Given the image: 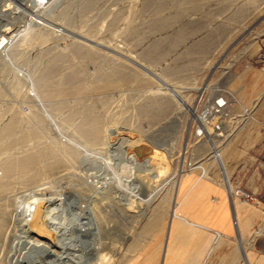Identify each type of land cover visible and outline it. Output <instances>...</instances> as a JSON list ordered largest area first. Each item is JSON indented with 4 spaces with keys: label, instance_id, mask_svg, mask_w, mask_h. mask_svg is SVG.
<instances>
[{
    "label": "rangeland",
    "instance_id": "1",
    "mask_svg": "<svg viewBox=\"0 0 264 264\" xmlns=\"http://www.w3.org/2000/svg\"><path fill=\"white\" fill-rule=\"evenodd\" d=\"M43 1L49 5L47 16L36 18L35 27L28 24L31 31L25 36L18 34L25 29L27 17L13 14V8L4 12L8 18L1 22L10 32L9 38L6 34L0 38L10 44L5 57L0 52V73L14 77L0 76V103L24 101L33 106L32 96L37 93L38 108L30 110L33 121L40 122L41 111L47 112L52 126L27 122L24 128L26 123L19 118L9 125L0 123V152L11 153H0V178L20 180L8 186L6 178L0 179V264H14L11 245L20 233L12 214L17 201L29 200L22 198L29 192L20 189L45 180L85 186L78 192L85 199L93 197L91 206L107 237L99 264H125L145 243L153 222L173 216L186 177L197 175L224 185L227 151L218 163L211 161L215 140L197 135L202 125L196 117L213 110L214 116L210 114L204 126L214 127L215 134H230L228 150L234 141L242 150L247 139L264 138V92L248 100L246 108L233 92L242 73H260L261 85L256 80L255 88L264 89V0ZM4 4L8 1L0 0V9ZM17 73H28L26 80L36 84L28 86L29 98ZM164 82L178 91L183 104ZM221 99L226 105L215 108ZM3 114L0 111V117ZM62 135L88 144H83L88 156L95 157L92 154L98 150L106 153L117 167L113 144L121 137L141 142L130 147L129 154L156 148L166 154V160L156 164L158 180L138 177L145 185L139 198L110 181L104 190H96L95 181H88L95 171L91 159L84 165L82 150L62 147L60 142L52 145ZM11 139L17 142L9 143ZM46 147L53 149L48 152L52 156L44 153ZM30 153L36 160L29 166L25 156ZM110 173L112 169L106 170L109 177Z\"/></svg>",
    "mask_w": 264,
    "mask_h": 264
},
{
    "label": "bare ground",
    "instance_id": "2",
    "mask_svg": "<svg viewBox=\"0 0 264 264\" xmlns=\"http://www.w3.org/2000/svg\"><path fill=\"white\" fill-rule=\"evenodd\" d=\"M6 1H8V4L6 5L4 4L5 5L4 8L2 7L3 9H0L1 15H3L2 13H4L5 11H8L10 8H13L12 9L14 10L13 14L18 15L20 13L27 17L23 25L25 26L26 30H27L28 24L32 25L31 28L39 25V23L37 22L38 20L36 18L41 19L47 16L45 12L49 5L47 6L46 2L43 0H6ZM11 17H14V16H11ZM6 25L7 24H2L0 26V29H3ZM31 28L27 30L26 32H24L25 29L22 30L20 34L18 35H20V37L25 36L27 33L31 31ZM7 44L9 45L10 42H7L5 38L1 37L0 38V52H2L1 54L2 57H5L6 56L5 54L8 53L6 52L8 49ZM15 76L17 77V79H24L25 86L27 87V89L29 88L28 86H30L31 83L26 80L28 77H30L28 73H17L15 74ZM163 84L164 86H166L165 88L168 89L170 92L171 91L174 92V95L176 96V98H178L180 103L182 104L184 103L182 101L183 97L179 95L178 91H176L173 86H171L167 82H164ZM34 85L36 86L35 83H33V85L31 86H34ZM34 90L37 91L36 87L34 88ZM36 97L39 98V95H37V93H33V96H32L33 101L32 100L31 101H32V104L38 108L37 101L39 100H37ZM223 104L226 105V103H224V99H221L219 101V104L218 103L215 104V108L219 107L220 109L221 105ZM222 107L224 108V106ZM31 108L29 106L28 109L31 110ZM40 111H41V108H40ZM192 112H193V109H192ZM41 113H42L43 119L40 120V122H44L48 127L52 126L49 123L50 121L46 120L47 118H49V114L47 112L44 113L42 111ZM20 114L21 113H19L18 111L14 113L13 120L15 121L18 118V115ZM31 114L32 113H29L28 115H31ZM210 114L213 115V110L207 109L204 112L203 116L196 117V119L202 125L201 127L202 134L203 135L206 134L207 137L209 138L212 136L213 139L215 140L214 142L212 139L214 144H213V147L210 153L211 154L210 159L215 164V163H218V161L222 158L223 154L228 150L230 146V142H231V136L228 133H218V134L216 133L215 134L214 131L212 130L214 127H212L211 129L210 125L204 126L205 124H207L205 122L208 118H210L209 117ZM24 122H26V120H24ZM40 122H36L37 127L42 125V123ZM117 132L118 131H116V133ZM51 136L56 138L55 133H53V135ZM218 138H223V139L219 140ZM12 141L17 142L16 139L15 141L11 139L8 142L12 143ZM56 142H60L62 147L64 146L67 148L68 146H70L69 148H76L79 151L82 150L80 151V153L89 152V150L86 149L87 150L86 151L84 148V145H88V144H85L84 142H80V141L79 143L77 140L72 139V138H68L65 136L57 137V139H55L52 145H54ZM108 143L109 142H107V144ZM140 144L141 142H136V141L132 142L131 139L123 138V137L119 138L118 142L113 144V149L116 153L115 155H117L118 157L119 164L115 161L116 164H118V167L117 165L113 166V163L111 164L110 162L112 160L110 161L107 160V156L105 155L106 153H103L99 150L98 151L93 150L94 154L92 155L95 157L88 156L86 155L87 153H84L82 155V158H83L81 161L82 164L85 165L86 162H88L89 164V161L91 159V163L94 164V167H95V171L93 170V172H91L92 176H90V179H88V181H90L89 183L95 181V184L98 185L95 189L104 190L107 185V181H110V183L112 182L115 183V185H117L120 188V190H123L124 188H126L132 191V193L136 194L137 198L141 197L140 195H138V192H139V189L141 188L144 189L145 185L143 182L138 181V177H140V175L141 176L147 175V176H150L153 180H158L160 175L157 171L158 168L156 164L159 162L163 163L166 160V154H164L163 152H161L160 150L156 148L151 149L150 151L149 150L144 151L140 149L138 154L136 153L129 154L128 149L130 147L139 146ZM48 147L45 148L44 151L46 152L44 153L46 154L51 151H52L51 153H53V149L48 148ZM171 152L172 151H170V153ZM51 153H48L47 155H50ZM45 154L44 155L41 154V157L42 158L46 157ZM37 155H38L37 157H40V154H37ZM142 155H148L149 157H147L146 160L144 159L145 160L144 162H141L139 158ZM25 157H26L25 163L26 165H29V166L32 165L33 163L32 160L33 161L36 160L35 154H32V153L26 155ZM160 165L162 164H159L158 166ZM32 167H35V165L33 164ZM84 167H87V166H84ZM101 168L104 169L103 182H101V179H102L101 177L102 174L100 173ZM109 169H112V173H110L112 174L111 177H109V174L106 175V170H109ZM83 170H85V168ZM160 172L162 173V171ZM4 173L6 175L8 172H4ZM106 176L109 177V180L106 178ZM8 177H12V176H8ZM5 178L6 177L0 178V179L2 181ZM5 180L8 186H12L20 182V180L11 181L8 178H6ZM63 184L55 183L53 182V180H50V181L45 180L43 181V184H38L37 186H34L32 188L23 187V189H20V191L22 192H29V194L24 195L22 197V198H25L26 196V198L28 197L29 200L28 201L27 200L25 201L16 200L17 206H15V209L12 214L15 219L13 220L14 222L16 221V224H17L16 229L19 230L16 232L20 233V235L16 236L15 240L13 239L14 242H13V245H11L12 246L11 256L13 257L12 262L14 264H99L100 263V260L103 256V252L106 249L107 243L105 240L107 239V237L105 236L104 230L102 229L99 223L100 219L97 218L95 212L93 211L94 207L92 208L91 206L93 202L92 201L93 197L92 198L89 197L88 199H85L79 194L78 189L85 187V186L78 184L79 186L75 188L74 186L70 184H66V185H63ZM177 184L178 183H177V178H176L174 190L172 192L173 201H175V198L177 196ZM223 184L225 185V187H227L228 191H231V187L228 181L224 180ZM113 187L115 188V186ZM6 188L8 187H5L3 189H6ZM14 189H16V187H14ZM84 189L85 188H83L82 190ZM45 196H48V197H45ZM142 196L144 197V195ZM39 260L41 261L44 260L45 263L39 262Z\"/></svg>",
    "mask_w": 264,
    "mask_h": 264
},
{
    "label": "crops",
    "instance_id": "3",
    "mask_svg": "<svg viewBox=\"0 0 264 264\" xmlns=\"http://www.w3.org/2000/svg\"><path fill=\"white\" fill-rule=\"evenodd\" d=\"M260 77L237 78L233 92L243 108L264 92L255 88ZM239 145L232 142L224 157L222 175L231 191L197 175L186 177L173 216L153 222L145 243L125 264H264V138L247 139L242 150Z\"/></svg>",
    "mask_w": 264,
    "mask_h": 264
},
{
    "label": "built area",
    "instance_id": "4",
    "mask_svg": "<svg viewBox=\"0 0 264 264\" xmlns=\"http://www.w3.org/2000/svg\"><path fill=\"white\" fill-rule=\"evenodd\" d=\"M3 15H1V13H0V26L2 25V24H5V23H1V22H4V18L5 19H7L8 18V14L6 15L5 13H2ZM9 32H10V29L9 30H7L6 29V27H4L3 29H0V35L2 34H6V36H7V38H9ZM7 73H0V76H2V75H6ZM11 75V76H10ZM9 77H14L12 74H7V76H6V78H9ZM25 96L27 97V98H29L30 97V95H29V93H28V89H27V91H26V89H25ZM25 100V99H24ZM31 100H32V98H31ZM29 101V100H28ZM26 102V101H25ZM22 103V104H21ZM218 104H219V101L217 102ZM225 103V102H224ZM29 106H30V104H28V103H24V101H21V102H19V103H17V104H13L12 102H9V103H0V111H4L5 112V114H3L2 115V117H0V123H6L5 125H7V124H9L10 123V120L11 121H14L13 120V116H14V113H16L17 111L19 112V113H21L20 115H18V118L20 119V122L22 123V121H24V120H26V122H24L23 123V125L25 124V127L24 128H27L28 126V124H27V122L28 123H30V122H33L34 124H35V126H36V122L35 121H33V119L35 118L34 116H31V115H28L29 113H30V109H28L29 108ZM34 106V105H33ZM33 106H30V108H31V111L34 109L35 110V108H33ZM222 106H224V104L223 105H221V107L220 108H222ZM219 108V107H218ZM12 109V111L10 112V110ZM9 114H8V113ZM26 115V116H25ZM28 115V116H27ZM37 118V117H36ZM197 135L199 136V137H202V130L201 131H199L198 133H197ZM4 149V148H3ZM1 153V152H0ZM7 153V152H6ZM11 154V153H10ZM10 154H2L1 153V155L2 156H9ZM4 159V158H3ZM16 179H13V181H15ZM69 182H72L73 180H68ZM73 183V182H72ZM73 184H76V183H73ZM72 186H74V185H72ZM77 186H78V184H76L74 187L75 188H77Z\"/></svg>",
    "mask_w": 264,
    "mask_h": 264
}]
</instances>
